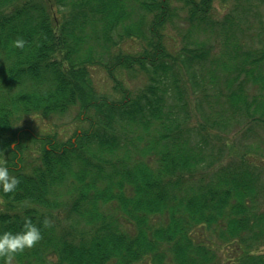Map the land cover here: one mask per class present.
<instances>
[{
    "label": "trees",
    "instance_id": "1",
    "mask_svg": "<svg viewBox=\"0 0 264 264\" xmlns=\"http://www.w3.org/2000/svg\"><path fill=\"white\" fill-rule=\"evenodd\" d=\"M174 1L0 0V264H264V161L223 141L234 115L264 125V47L242 44L264 0L220 24L215 0H181L191 28L177 58L165 47ZM203 29L224 38L221 52ZM126 39L142 52L116 53ZM180 63L199 89L197 137ZM94 66L119 98L96 92ZM198 66L207 84L190 75ZM136 67L150 83L134 94L117 72ZM73 107L88 127L66 142L15 128ZM29 141L42 152L27 171Z\"/></svg>",
    "mask_w": 264,
    "mask_h": 264
},
{
    "label": "rangeland",
    "instance_id": "2",
    "mask_svg": "<svg viewBox=\"0 0 264 264\" xmlns=\"http://www.w3.org/2000/svg\"><path fill=\"white\" fill-rule=\"evenodd\" d=\"M253 2L254 4L258 3L257 0H253ZM241 3H244V0H241L240 2L236 0H215L211 9V20L214 24H220L224 20L225 16L229 14L233 16L238 15L235 19L243 17L242 15H240L242 9H236V6L240 5ZM173 5L174 7H176V17L174 18L173 23H170L166 28L165 47L169 52H171L172 56L177 58L178 52L180 53L181 48H183L186 43L185 34L191 28V23L188 19V12L183 6V2L181 0H177L173 2ZM250 13L252 15H249V20L245 22L251 30L247 31L245 36L246 38L242 41L243 48L245 50L251 48L262 49L264 47V7H260ZM246 18L247 16H245V19ZM244 27L247 29V26L244 25ZM204 31L199 33V37L201 38V40L205 41L208 46L213 49L212 53L215 54L216 52H221L223 48L222 43L224 38L220 36L219 33H216L217 31L215 32V34H212L209 31ZM142 48L143 43H141L140 41L126 39L123 42L119 43L115 51L116 53H119L120 51L124 54L138 55L142 52ZM223 61L225 62V59H223ZM205 65L207 66L203 68L205 70L213 66L210 63H207ZM199 68L200 66L195 67L190 75L192 73H196L197 79L204 81L203 83L207 84V81H205V79L203 78V73L202 71L200 72L201 69ZM135 69L136 70L132 71L119 70L117 72L118 79L122 83L123 87L134 94L139 92L140 90H143L150 83L149 76L144 71H141L140 69H138V67H136ZM178 69L180 71V79L182 80V84L189 91V96L187 97L189 108L188 119H183L184 125L188 129L193 128L194 136L197 137L196 131L199 130L200 124H204V119L197 103L198 97L196 94L199 92V89L192 88V84L188 81L189 74L187 73V69L184 64L180 63ZM213 70H215L214 67ZM215 72V75L219 76V78L225 75L221 70L216 69ZM89 73L92 79L93 87L99 95L108 96L113 100L121 96V93H117L114 90V83L103 67H91L89 69ZM204 75L211 77V72ZM211 87L214 86L211 85ZM245 90L246 92H248V94H253V96H255L258 94L259 86L246 84ZM79 113V109L77 107H73L65 115H53L47 118L36 115L25 116L18 121L15 128L19 129L23 127L24 129L31 131L34 136L39 138L56 136L57 142L62 143L71 139L77 131H81L83 128L88 127V123L85 121V116L80 117ZM259 116V114L255 115V117ZM233 118L235 119V125H230L228 131L225 132L226 134L223 135L226 138L223 141L228 144V146H236L240 150L245 151L250 149V152H254L262 161H264V125L259 124L258 121H253L252 123V121L248 118H243L238 114L234 115ZM148 140L149 138L147 139V142ZM29 142L30 144L28 151V162L26 165L27 171H30V169L32 168L34 169L40 164V156L42 152L40 144L32 141ZM222 145L223 143L220 141L219 144H217V149L222 148ZM235 150L237 149H233V151L231 150L232 152H228V150L226 151V154L222 159L223 163H227L231 159L230 157L233 158L235 156ZM1 208L2 204L0 199V209ZM63 216L64 215H62V217ZM258 251L264 252V246L260 247ZM219 264H226L225 259H223Z\"/></svg>",
    "mask_w": 264,
    "mask_h": 264
}]
</instances>
